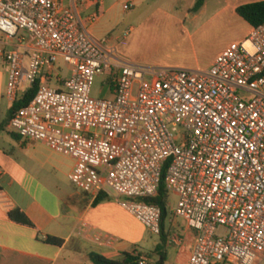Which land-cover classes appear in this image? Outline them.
Here are the masks:
<instances>
[{
	"label": "built area",
	"instance_id": "1",
	"mask_svg": "<svg viewBox=\"0 0 264 264\" xmlns=\"http://www.w3.org/2000/svg\"><path fill=\"white\" fill-rule=\"evenodd\" d=\"M84 1L0 0V32L17 38L2 50L7 97L14 102L36 88L9 129L70 156L68 177L77 188L115 193L157 235L162 209L147 199L158 194L170 162L165 183L178 197L173 214L196 234L189 264H256L264 258V24L207 70L156 71L95 37L89 25L100 13L83 18ZM60 59L71 67L66 78ZM101 74L111 77L113 99L92 95ZM53 80L59 88L47 85ZM140 264L153 262L143 254Z\"/></svg>",
	"mask_w": 264,
	"mask_h": 264
},
{
	"label": "crops",
	"instance_id": "2",
	"mask_svg": "<svg viewBox=\"0 0 264 264\" xmlns=\"http://www.w3.org/2000/svg\"><path fill=\"white\" fill-rule=\"evenodd\" d=\"M123 1L124 9L126 3L133 7L147 6L148 9L152 0ZM169 1L176 6L181 2ZM196 1L190 0L191 10ZM259 1L263 0H207L199 12L193 14L188 12L185 15L192 19L193 30L186 27L185 22L179 17L173 15L174 22L169 24L170 33L184 41L188 39V46L193 47L197 35L211 34L215 27L212 26L214 19L225 21L236 19L243 30L233 42H240L250 34L253 26L238 15L237 8ZM69 3L71 0H68ZM117 3L111 4L110 0H85L79 3V8L82 17L86 19L94 12L104 14L111 11ZM211 5H214V9L209 17L203 23H197ZM94 28L95 24L89 25V31L93 35ZM133 29L134 27L131 28ZM1 38L0 35V123L7 117L13 104L6 94L9 71L2 57L5 43ZM218 55L211 59L209 66H203L197 57L194 62L179 61L168 68L207 70ZM5 131L18 141V145L12 144V149L0 145V264H93L89 257L91 252H98L112 259H120L122 252L133 250L142 252L133 247L138 240L135 227L138 219L116 200L122 198L113 192H107L109 198L95 205L96 196L79 188L72 191L55 184L57 177H52L49 172L59 176L60 161L53 155L37 150L36 147L35 149L27 147L31 142L14 137L9 128ZM20 146L22 152H27L26 159L20 158ZM73 166L74 163L70 165L68 175ZM11 213H14L15 217ZM23 214L31 220L32 225L20 220ZM116 228H120L122 232L115 233ZM146 230L150 231L147 227ZM162 234L167 238V263L189 264L196 243V234L186 220L168 213L159 235L160 241L156 243L155 248L162 242ZM47 235L64 239V244L56 246L44 242ZM95 235L113 237L116 242L113 246H103L94 240ZM155 248L146 253L142 252L150 256L153 264L158 259L152 254ZM256 264H264V258H259Z\"/></svg>",
	"mask_w": 264,
	"mask_h": 264
},
{
	"label": "rangeland",
	"instance_id": "3",
	"mask_svg": "<svg viewBox=\"0 0 264 264\" xmlns=\"http://www.w3.org/2000/svg\"><path fill=\"white\" fill-rule=\"evenodd\" d=\"M116 2L118 3L111 11L100 14V19L95 23V37L98 39H110L112 43L116 44L118 52L123 58L150 70L158 71L162 68H168L170 65H176L179 61L194 62L197 57L203 66H209L211 59L235 41L243 30L236 19L225 21L224 19L216 18L212 24L215 27L210 32L211 34L197 35L192 47L188 46V39L184 41L178 38L173 33H170L171 29L169 28V24L174 22L173 15H176L185 22L186 27L193 30L194 23L192 19L185 16L188 12L193 14L189 6L190 0H181L177 6L169 0H160V2L152 0L148 9L147 6H131L129 9H124L125 2L123 0H110L111 4ZM66 3H68V0H66ZM213 9L214 5H211L207 13L202 15L197 23H203ZM132 27H134L133 30H131ZM20 33L27 34L23 30ZM0 35L5 43L4 49H9L12 44L17 42V38L7 40L5 34L0 32ZM59 65L62 67L61 78L68 77L71 70L70 65L65 63L63 59L59 60ZM110 78L107 74H101L95 78L92 86L93 97L99 99L114 98L111 85L109 84ZM47 85L54 88L60 87V84L55 80ZM28 141L31 143H28L27 147L31 149L36 147L37 150L53 155L60 161L61 171L59 176L49 172L52 177H57L55 184L66 190L76 191L78 189L77 186L68 177L69 167L74 163V160L65 154L54 151L44 142ZM12 144L18 145V141L8 131L3 132L0 136V145L12 149ZM21 149L20 146V158L26 159L27 152H22ZM116 200L121 201L118 198ZM177 202V195L170 193L168 199L169 214H173ZM135 227L138 233V240L133 247H137L144 253L153 250L156 243L160 241L159 235L146 230V226L139 220L136 221ZM115 231V233L122 232L120 228H116ZM223 231L221 229L220 233Z\"/></svg>",
	"mask_w": 264,
	"mask_h": 264
},
{
	"label": "trees",
	"instance_id": "4",
	"mask_svg": "<svg viewBox=\"0 0 264 264\" xmlns=\"http://www.w3.org/2000/svg\"><path fill=\"white\" fill-rule=\"evenodd\" d=\"M206 1L207 0H197L191 12L193 13L199 12L204 6ZM237 13L240 17H242L244 20L250 23V25H252L253 27H257L261 24H264V0L241 5L237 8ZM35 93H36V88L28 91L24 98H19L13 102L8 112L7 117L0 123V133L7 130V128H9V123L14 113L19 108L27 105L33 99V97L35 96ZM11 134L14 137H20L18 134L12 131H11ZM169 165H170V162H167L165 169H164V174H163V178L160 184L158 194L154 197L147 199L148 202L155 203L161 207L162 226H163V221L168 215V199H169L170 193L167 190V186L165 183V176H166ZM108 198H109L108 193L102 192L96 196L94 204L98 205L102 203L103 201L107 200ZM11 215L15 217L14 213H11ZM20 220L23 223L32 225L31 220L28 217H26L24 214L21 215ZM44 242L48 244L56 245V246H62L64 244V239L57 237V236H53V235H47L44 238ZM166 245H167V238L164 234H162V242L155 248L154 252L152 253L158 257L155 264H168L167 263L168 255H167ZM142 255H143L142 252H139L138 250H133L131 252H122V257L120 259H112L98 252H91L89 254V257L93 264H140Z\"/></svg>",
	"mask_w": 264,
	"mask_h": 264
}]
</instances>
